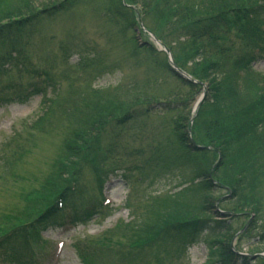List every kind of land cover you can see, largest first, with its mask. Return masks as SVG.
<instances>
[{
    "label": "rangeland",
    "instance_id": "1",
    "mask_svg": "<svg viewBox=\"0 0 264 264\" xmlns=\"http://www.w3.org/2000/svg\"><path fill=\"white\" fill-rule=\"evenodd\" d=\"M121 2L122 0H75L69 7L48 12L51 10L50 7L35 24L33 33L22 37L21 41H16L15 47L25 50V53L31 56L30 59L39 64L40 69L50 70L58 79L59 96L58 107L44 122V126L38 129H32V124L38 115L40 97H33L22 105L0 108V229L9 230L16 223L25 221L28 214L35 215L33 213L36 210L35 204H39L42 196L46 197L48 193L44 188L45 182L48 178L55 180L54 164L61 155L63 141L79 126L87 113L96 112L95 104L97 106L111 102L116 106L125 103L126 107H131L133 111L124 126L119 127L115 122H109L102 134V148H110L112 145L114 155L111 158L118 161H129L130 158L126 157L127 152L137 149H140V153L143 152V158L150 155L156 159L159 158L162 147L165 149L163 155L165 157L167 149L165 138L168 136L173 140L171 134L174 123L181 120L195 105L197 95L190 94L186 84L183 85L176 77L165 71L167 57L162 54L151 56L143 50L144 47L156 45L150 35L146 32L140 34L138 31V20H141L146 31L152 33L156 39L161 38L163 44L171 48L173 58L182 69L188 72L196 71L195 62L191 61L192 53H189L184 41L181 40L180 45L178 44L177 35L174 34L176 30L168 26V23L178 15L176 5L190 4L189 2L193 1L125 0L128 5L125 10L130 11L123 12L121 17L116 18V14H120ZM201 3L203 5V1ZM202 8L207 10L206 2ZM207 21L208 19H205L202 22ZM121 23L124 24V29L121 28ZM64 50L70 51L67 65L63 60ZM75 50L91 52L97 61H101L100 65L93 63V67L81 72L75 65L77 55H72ZM254 69L264 74V61L257 63ZM117 84H120L119 87H114ZM93 90L98 92L91 93ZM153 99L161 100L163 104L165 102L170 106L174 105L178 111L142 115L141 103L144 102L145 105ZM86 102H92L87 112L83 109ZM181 102H187L188 107L181 108ZM74 107L81 113L72 114L71 110ZM229 108H233V105ZM206 109L213 113L212 108H203L204 122L199 121V114L192 124V127H197L200 135L205 138L208 134L203 127L207 118ZM178 112L181 115H177ZM240 124V120H237L238 126L234 128L241 129L238 137L241 140L236 139L229 148L225 165L230 164L234 169H243L246 176L242 180L243 184L237 198L226 200L224 204H219L218 208L225 213L242 211L245 208L256 211L261 221L260 232L264 229V164L260 162V157H253L249 152L259 150L260 142L254 132L249 130L244 132ZM180 152L183 150L176 147L175 152L166 154L182 163L184 153ZM91 154L96 157L98 169H102V172L106 173L114 167L120 172L121 167L116 164L114 166L113 160L101 163L102 155L97 148H94ZM201 160L204 167L206 164L211 166L217 161L212 155ZM77 163L86 177H81L82 180L79 177L77 179L84 182L81 184L82 198L79 196L78 199L83 204H90L99 197L98 187L104 182L94 179L96 170L87 164L88 161L82 159ZM183 168L181 174H165L152 183L144 175L139 179L136 173L131 175L129 184L123 181L124 178L111 179L103 187V194L111 203V210L96 221V218L92 219L85 226L67 229L63 227L66 226V219L71 212L67 209L59 218L52 221L42 234L46 239L44 244L38 240L32 242V251L35 257H39L36 264H80L77 247H86L87 252H84L86 255L95 250L106 252L95 260V264H202L210 232L208 235L201 234L192 247L188 249L185 247V252L177 259L173 256L167 258L165 253L168 250L164 244L158 249H149L143 238L131 229L119 228L115 231L116 226L113 231L110 229L118 220L123 221L120 226L129 222L131 212L136 222L142 214L150 211L148 208L152 207L153 203L171 193V189L181 183V177L187 176L186 164ZM233 173L237 179V171L234 170ZM103 177L104 174H101V178ZM251 177H254L252 181ZM220 195L225 196L226 192L217 191L214 197ZM199 201V195H196L189 199L188 203L194 204L195 207L200 205ZM252 214H245L234 222V229H241L244 222L254 219ZM109 231L110 234H106ZM237 239L231 245L235 246L237 243L243 252L250 250L264 252V242H253L250 237ZM246 245L250 247L249 250L246 249ZM158 256L161 259L156 260ZM30 263L35 264L33 261Z\"/></svg>",
    "mask_w": 264,
    "mask_h": 264
},
{
    "label": "trees",
    "instance_id": "2",
    "mask_svg": "<svg viewBox=\"0 0 264 264\" xmlns=\"http://www.w3.org/2000/svg\"><path fill=\"white\" fill-rule=\"evenodd\" d=\"M22 1V2H21ZM18 3H14L13 0H0V34L4 35L10 33L13 29L10 25L19 24L20 20L26 19L29 17L34 16L35 12L38 10L39 7L44 6L47 7L51 5L52 0H47L46 3H42L41 1H32V0H21ZM202 3L195 6V5H185V9H181L176 15L175 19L169 22L168 26L172 30H182L184 37L187 38L189 43V47H191V51L193 52V48L195 45L199 43L201 38H205L209 36L210 33H213L209 29V26H205V24L201 22V18L205 16V19H208L206 22L207 24L216 25L219 20H221L223 25H227L229 20L226 18L227 15L232 13L234 18L238 17L237 13H242L240 10H244V7L248 9H252L254 13H256L259 18H264V8L256 7V0H248L245 2L243 0H201ZM200 1V2H201ZM247 1V0H246ZM207 4V10L202 8L204 3ZM35 5H40L39 7ZM205 11V12H204ZM230 11V12H228ZM244 13V11H243ZM175 15V16H176ZM200 18V19H196ZM237 20V19H236ZM16 22V23H14ZM7 23V24H5ZM262 24V20L259 22ZM216 28V27H215ZM217 29V28H216ZM256 30V29H255ZM219 31V30H218ZM171 32V31H170ZM256 37H259L258 29L256 31ZM214 34V33H213ZM210 37V36H209ZM226 38H224L225 40ZM147 51L151 56L155 55V51L151 49H144ZM194 52L197 54L198 50L194 49ZM249 62L248 55H242L238 59V66L239 68H244L247 66ZM201 66V73H198L199 76L197 77L199 80H206L208 83V96L206 97L205 104L201 107L197 116L199 121L204 122L203 118V108H212L213 113L209 112L206 109L207 118L206 122L203 123V127L207 130V138H205L202 134L200 135L198 128H193V133L196 135L193 137L196 143H200L203 146H211L215 150L219 151L222 159L220 164L213 169V179L219 185L228 186L226 183L233 184L232 191L236 192L237 186L235 174L233 173L234 170L238 172L237 169H234L230 164L225 165L226 156L228 153L229 148L236 139L241 140L239 137L241 129L234 128L236 125L237 117L242 116V109H228L227 103L231 106V98L232 93H234L233 88L229 82V72L227 69L220 70L219 66L215 62H206ZM219 72L217 76L214 74ZM202 74V75H200ZM196 75V74H195ZM190 94H194L196 88L192 85H187ZM255 89L252 88L250 95L252 94L251 103L247 104L244 108L247 110L249 107H252L253 104L256 106H260L259 113H264V97H259L260 95L254 94ZM258 93L262 92L261 88H258ZM219 95H224L225 98L220 97ZM253 101V102H252ZM127 104H119L115 108V114L120 112L118 115H114L112 112H102L99 114L91 123L83 129L82 131H77L73 134V140H68L63 148L62 152V160L56 163V172L58 176L52 182L51 180L46 181V190L48 191L47 196H43L41 198L39 204L36 203L37 206L43 208L44 212L47 215H50L54 212L52 206L53 200L55 197L57 199L63 200L64 203H68V200L71 197L70 186L71 182L67 179H64L63 176L76 174V169L74 164L72 163L71 159L78 158V154L81 151L89 149V145H92L97 138H99L100 134L99 131H96L97 127H103L108 122L115 120L117 125H119L122 120L119 118L123 116V118H127L128 109L126 108ZM146 110H152L149 106H147ZM103 115V117H101ZM185 120V119H184ZM234 120V121H233ZM178 121L174 125V137L177 140L179 147H181L186 153V164L188 166V172L192 179L199 180V188L200 190L204 191V198L203 204L201 206L200 212L194 214L190 219L188 212H178L173 213L172 209L169 211V206H171V202L176 203L177 198H167V200L161 201L154 209L149 211L148 215H144L141 219L142 228L136 231L140 238H143V242L146 243L149 249H158L163 244L164 235L169 234L173 231V240L170 242L169 246L166 245V248L169 247V251L166 252L167 258H169L172 253L176 254V251L172 250L178 244L186 241L189 236L194 235V233L199 231L202 228L207 227L205 223H201L199 220H208L211 219L212 213L214 212V201L215 198L213 197V193L216 187H214L213 183L209 180V171L210 166L206 164L205 169L201 168L200 160L205 158L206 153L204 151H195L190 147L188 142V135H187V127L186 121L181 122ZM233 122V123H232ZM240 126L244 127L243 124ZM96 134V136L94 135ZM98 134V135H97ZM193 134V136H194ZM199 138V139H198ZM98 140V139H97ZM100 149V148H99ZM210 155V153H209ZM191 158V160H190ZM159 165V167H157ZM183 164L175 165L171 163L167 158H162L159 162L155 165V171H162L166 168L167 171L175 172ZM223 166V167H221ZM227 170V171H226ZM74 171V173H73ZM229 172V174H228ZM189 173H187L189 175ZM73 186V185H72ZM50 188V189H49ZM72 188V187H71ZM41 212V211H40ZM39 215V212L37 213ZM54 214V213H53ZM36 216V219H40L41 215ZM30 218V217H28ZM216 223V222H215ZM221 223H216V226L220 228ZM131 227V226H129ZM124 227V229H133ZM221 230H225L224 234H220L221 237L219 238L218 244L212 245L208 259L206 264H233L232 258L233 255L230 253L228 239V229L220 228ZM166 230H169L166 231ZM2 232L1 235L5 237L0 241V255L4 260H12L18 258L20 255V249L22 251V244L25 243V239L27 237H31L32 232H28L29 230L23 227H18L17 225L13 226L9 230H0ZM10 233V235H9ZM30 234V235H29ZM164 234V235H163ZM162 239V241H161ZM21 247V248H20ZM102 251H94L92 252L91 257L86 254H82L81 258L84 264H89L91 261H95L94 256L97 254H101ZM103 254V253H102ZM159 257H157L158 259ZM166 258V257H164Z\"/></svg>",
    "mask_w": 264,
    "mask_h": 264
}]
</instances>
